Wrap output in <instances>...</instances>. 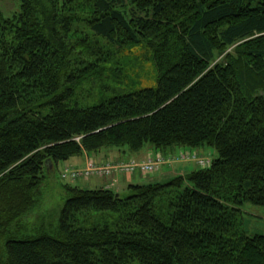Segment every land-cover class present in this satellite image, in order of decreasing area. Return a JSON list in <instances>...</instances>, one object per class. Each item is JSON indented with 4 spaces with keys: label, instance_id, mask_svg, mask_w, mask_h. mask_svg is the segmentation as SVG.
I'll return each mask as SVG.
<instances>
[{
    "label": "trees",
    "instance_id": "1",
    "mask_svg": "<svg viewBox=\"0 0 264 264\" xmlns=\"http://www.w3.org/2000/svg\"><path fill=\"white\" fill-rule=\"evenodd\" d=\"M14 1L0 11V264H264V236L237 231L241 206L264 207V0ZM103 42L146 45L155 87L92 94L117 54ZM148 148L219 158L129 195L66 183L59 227L23 230L60 164Z\"/></svg>",
    "mask_w": 264,
    "mask_h": 264
},
{
    "label": "rangeland",
    "instance_id": "2",
    "mask_svg": "<svg viewBox=\"0 0 264 264\" xmlns=\"http://www.w3.org/2000/svg\"><path fill=\"white\" fill-rule=\"evenodd\" d=\"M0 11L3 13L5 18H10L14 14L20 11V3L14 0H0ZM80 30L82 26L79 27ZM83 34L85 33L82 32ZM87 33V32H86ZM90 36V33L87 34ZM102 45L109 50L116 51L113 46L108 45L106 42H103ZM107 45V47H106ZM116 58L110 64L105 67V74L99 75L94 79L91 86L94 87L95 93L97 90V85L99 82H106L109 84L110 93H120L128 90H138L142 88H154L156 85V69L153 63L151 52L146 45H141L131 49L118 50L116 51ZM86 84V85H88ZM84 104L92 105L94 101L85 97L82 101ZM185 151V149H180ZM187 151V150H186ZM197 158L201 156L202 158H208L211 162L219 158L216 151L213 149H204L196 152ZM157 155V153H155ZM190 155V154H189ZM189 155H185V159H188ZM199 159V158H198ZM97 163V162H95ZM108 163H97L99 166L107 165ZM187 164V172H191L196 169L197 166L192 162H183ZM111 164H114L111 162ZM63 164H60L55 173V182L47 181L48 183L44 184L40 190L37 192V195L40 197L38 199V206L31 212V214L26 217L24 221V227L28 230L39 229L40 226H50L52 231H55L59 227L60 221V211L63 208L67 197L62 188L64 184L71 183L72 186H78L88 190L96 189V185L91 182L84 183L83 180L74 182V180L65 181L62 177L65 169L62 170ZM186 172V173H187ZM185 175V174H184ZM145 182H159L165 183L171 177H167L163 180L153 179L154 175L149 174ZM159 175H156V177ZM105 179L109 180L108 185L112 184L114 181V176H103ZM94 178H100L101 176H94ZM101 185L99 188L104 187ZM112 187L111 190L122 193L123 195H129L130 190L121 192L116 188ZM93 217L97 220L102 216L101 213H92ZM107 216L106 214H104ZM26 225V226H25ZM89 227V226H88ZM237 231L240 234H244L248 237L254 236H264V207L254 205L252 203H245L240 207V211L237 213ZM22 234H25L22 232Z\"/></svg>",
    "mask_w": 264,
    "mask_h": 264
},
{
    "label": "crops",
    "instance_id": "3",
    "mask_svg": "<svg viewBox=\"0 0 264 264\" xmlns=\"http://www.w3.org/2000/svg\"><path fill=\"white\" fill-rule=\"evenodd\" d=\"M156 153V150L148 148L144 150L142 153L138 154L137 156H131L130 158H135L139 160H145L151 156H153ZM178 152L171 154V155H176ZM89 158L93 159L97 163H108V162H113V163H118L122 161H127L130 158H123L119 151L117 150H107L97 156H89L87 154L83 155L82 157H77L72 160H70L67 163H64L62 166V170H64L67 167H75V168H84L87 164V161ZM187 164H174L172 167H165L156 177H153V179L156 180H163L167 177H175L178 175H184L187 170L188 166ZM114 181L117 182V187L118 190L121 192L128 191L130 186L140 184V183H146L145 180H147V176L141 174V173H136L133 175H125V176H116L113 178ZM96 185L97 188H99L101 185H107L109 183V180L104 179V178H92L89 181H84V183H89L91 182ZM113 182V181H112ZM96 188V189H97ZM85 189V188H83ZM88 190V189H87Z\"/></svg>",
    "mask_w": 264,
    "mask_h": 264
},
{
    "label": "built area",
    "instance_id": "4",
    "mask_svg": "<svg viewBox=\"0 0 264 264\" xmlns=\"http://www.w3.org/2000/svg\"><path fill=\"white\" fill-rule=\"evenodd\" d=\"M185 155H181V160H192L197 161L201 166H207L209 163L204 159H198L195 155L189 156L185 159ZM165 160L161 155L156 158H151L146 162L139 163L132 159L128 163H117V164H107L99 166L96 163L90 161L84 170H79L75 168H67L63 173L62 177L64 180H78V179H89L92 176H112L113 174L126 175L129 173H135L141 171L145 174H153L159 171L161 166L164 164Z\"/></svg>",
    "mask_w": 264,
    "mask_h": 264
}]
</instances>
